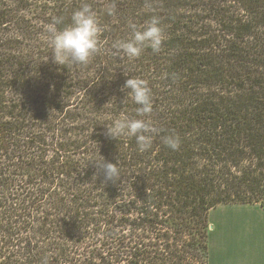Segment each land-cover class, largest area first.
I'll return each mask as SVG.
<instances>
[{
    "label": "trees",
    "instance_id": "trees-1",
    "mask_svg": "<svg viewBox=\"0 0 264 264\" xmlns=\"http://www.w3.org/2000/svg\"><path fill=\"white\" fill-rule=\"evenodd\" d=\"M83 4L98 51L58 65L46 27ZM153 16L161 51L114 47ZM129 77L151 90L144 117ZM121 115L155 129L149 149L107 135ZM229 203L264 206V0H0V264H210Z\"/></svg>",
    "mask_w": 264,
    "mask_h": 264
},
{
    "label": "clouds",
    "instance_id": "clouds-1",
    "mask_svg": "<svg viewBox=\"0 0 264 264\" xmlns=\"http://www.w3.org/2000/svg\"><path fill=\"white\" fill-rule=\"evenodd\" d=\"M113 9H108V14L112 15ZM61 23L60 19L55 20L46 27L48 40L52 48V59L58 65L69 62L84 64L90 57L98 51V37L101 27L91 6L83 4L71 14V23L57 28ZM132 27V36L127 41L116 42L114 47L122 49L130 58H137L143 50L151 48L153 52L161 51L165 39L163 28L160 26L158 17L153 16L143 29ZM122 90L126 91V97L130 98L136 105L138 117H144L152 112L151 90L147 82L140 78L129 77L125 80ZM107 135L115 138L119 135L136 137L140 151H145L151 147V136L147 135L155 131L148 121L142 118H128L121 115L115 119L111 127L106 126ZM163 142L172 150H177L180 146V138L176 135L166 136ZM98 169L103 172L105 181H116L120 171L117 163L108 162L102 156L95 161ZM45 264L47 261L45 260Z\"/></svg>",
    "mask_w": 264,
    "mask_h": 264
},
{
    "label": "crops",
    "instance_id": "crops-1",
    "mask_svg": "<svg viewBox=\"0 0 264 264\" xmlns=\"http://www.w3.org/2000/svg\"><path fill=\"white\" fill-rule=\"evenodd\" d=\"M219 206H232L235 209L221 217L223 238L229 240V243H225L228 255L222 264H264V206L260 203H229ZM211 222L210 243L219 220L216 222L211 219Z\"/></svg>",
    "mask_w": 264,
    "mask_h": 264
},
{
    "label": "rangeland",
    "instance_id": "rangeland-1",
    "mask_svg": "<svg viewBox=\"0 0 264 264\" xmlns=\"http://www.w3.org/2000/svg\"><path fill=\"white\" fill-rule=\"evenodd\" d=\"M33 82L35 83V85H42L43 79L38 81L33 80ZM230 210H235V209L232 206H219L216 210L212 211L211 219L215 220L216 222L219 220V226L217 228V231L211 237L210 264H222L223 260L228 255L225 243H229V240L223 238V227H221L220 222L222 215L225 214L226 212H229ZM227 261H229V259Z\"/></svg>",
    "mask_w": 264,
    "mask_h": 264
}]
</instances>
